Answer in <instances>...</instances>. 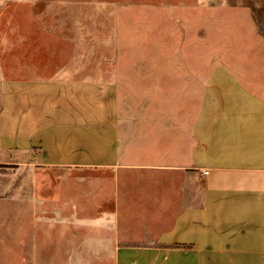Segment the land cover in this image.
Returning <instances> with one entry per match:
<instances>
[{
    "label": "crops",
    "instance_id": "1",
    "mask_svg": "<svg viewBox=\"0 0 264 264\" xmlns=\"http://www.w3.org/2000/svg\"><path fill=\"white\" fill-rule=\"evenodd\" d=\"M135 15L129 44L113 20L101 41L111 55L93 72L0 85V154L95 178L86 212L107 227L96 232L110 243L100 259L264 264V84L254 91L231 69V28L154 29ZM238 35L246 51L248 29Z\"/></svg>",
    "mask_w": 264,
    "mask_h": 264
},
{
    "label": "rangeland",
    "instance_id": "2",
    "mask_svg": "<svg viewBox=\"0 0 264 264\" xmlns=\"http://www.w3.org/2000/svg\"><path fill=\"white\" fill-rule=\"evenodd\" d=\"M135 14L146 20L143 26L151 16L154 29L166 21L207 27L205 20L231 28V69L254 80L247 83L254 91L263 86L264 51L256 44L264 43V0H0V85L70 70L93 72L99 58L111 55L110 42L101 41L111 37L113 20L127 33L119 43L129 44ZM244 28L249 46L241 52L238 34ZM241 53L248 59L243 67ZM24 159L0 154V264H114V258L97 257L110 243L96 232L107 227L90 223L95 212H86L95 202V178L64 170L36 173L12 163Z\"/></svg>",
    "mask_w": 264,
    "mask_h": 264
},
{
    "label": "built area",
    "instance_id": "3",
    "mask_svg": "<svg viewBox=\"0 0 264 264\" xmlns=\"http://www.w3.org/2000/svg\"><path fill=\"white\" fill-rule=\"evenodd\" d=\"M208 173L207 172H204V175H207Z\"/></svg>",
    "mask_w": 264,
    "mask_h": 264
}]
</instances>
